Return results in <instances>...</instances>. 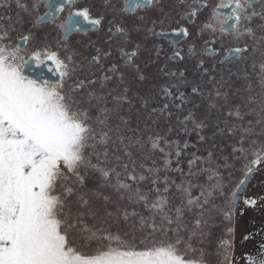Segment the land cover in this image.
<instances>
[{
	"label": "snow or ice",
	"instance_id": "obj_1",
	"mask_svg": "<svg viewBox=\"0 0 264 264\" xmlns=\"http://www.w3.org/2000/svg\"><path fill=\"white\" fill-rule=\"evenodd\" d=\"M74 3L75 0H31L29 7L27 0L24 3H21V0H0L2 9H10L15 5L29 17L35 14L34 19L29 21L31 27L28 30L23 29V16H17L15 24L11 23L12 18L8 14L0 17V264H207L202 256H188L190 251H194L190 243L191 237L189 241H185L179 232L183 227L181 221L185 210L203 209L214 192L223 194L218 171L204 170L209 172L208 180L215 181L208 187L194 185L190 181L176 185L177 191L182 194L181 203L172 206L167 193L175 182L170 181L167 176L161 178L159 173L181 169L171 168V152L160 147L162 138L149 136L151 149L163 152L165 157L162 169L145 168V171L151 174V183L154 186L152 190L156 193L155 198H150L147 192L138 187L149 177L137 172L134 160L133 166L129 168V165L122 163L121 157L116 155L115 160L122 172L117 171L116 166H105L110 163V147L132 159L131 149L136 145L142 146L140 139L126 135L129 131L138 130L130 128L128 119L122 115L126 106L128 111L135 106L134 97L130 95V83L125 81V73L119 72L116 64L105 68L101 64L99 49L97 50L98 54L93 56L89 63L105 69L104 74L96 77L95 73H92L91 79L78 77L73 81L71 88L75 95H86L89 108L96 109L93 114L80 107L83 100H77L75 95L70 96L65 91L66 84L78 70L72 66L71 55L62 58L57 51L45 45L43 48L33 46L30 54L25 57L28 45L35 39L32 29L37 26L52 24L61 33L62 43H66L73 33L87 34L90 28L94 30L101 25V18H93L86 8L72 11ZM159 4L160 0H124L123 10L126 14L135 15L138 10L144 11ZM257 4L260 6L259 10L256 8ZM66 6L69 9L66 18L57 23ZM205 6L204 3L189 5L191 10L188 15L195 17ZM41 7L44 9L43 13L40 12ZM221 9L228 11L222 12ZM254 18H259L262 22L260 27L264 29V0H220L203 28L210 29L215 34L218 25L221 34H229L237 41L245 36L255 38L251 26ZM137 19L143 21L145 17L140 16ZM16 25L21 28L19 36L12 35L17 31ZM85 25L89 27H84ZM139 30L138 22L134 23L132 28L116 26L114 29L115 34L123 37L125 44L131 42L132 32ZM147 32L160 37L168 35L163 29L157 32L154 24ZM172 34L186 38L189 32L186 28H180L173 29ZM260 40L264 43V36H261ZM206 43L210 45L215 43V40ZM139 51V45L131 51L121 48L120 56L124 59L125 67H133V60ZM247 51L246 44L234 47L227 52L225 60H239ZM204 52L209 56L217 54V50L210 46H206ZM110 55V52L104 53L105 58ZM176 58L183 59L179 48L174 49V54L169 59ZM33 64L37 68H46L55 79L28 75L26 70ZM203 64L201 60L199 67L202 73L207 75L209 70L204 69ZM136 71L139 73L136 79L144 80L145 77L138 66ZM160 71L166 72L170 77L177 76V73L166 68H161ZM179 77L187 84V81L183 80V73H180ZM260 78L264 82V63L260 64ZM110 81H115L119 85L118 89L110 87ZM173 88L176 89L175 95ZM179 88V84L173 83L170 87L165 86L162 89L161 99L169 103L162 105L159 115H171L170 106L180 109L182 105L190 102ZM191 93L201 95L200 86H193ZM216 95H221L219 90H216ZM259 103L264 119V100ZM148 105L149 98L142 97L139 107L147 109ZM156 114L157 109L152 108L150 115ZM227 115L243 120L239 109H230ZM189 120L197 130L202 131L206 126L203 120L196 119L191 112L185 117L184 123L187 124ZM113 121L117 123L113 124ZM250 125L251 122L249 127L240 129V146H233V152L241 153L245 159L249 153L253 157L245 165L244 178L231 193L230 203L233 206L242 194L249 176L259 164L264 163V143L250 141V146L244 147L245 138L253 134ZM184 131H188L187 127ZM235 131V126L227 129L228 134ZM112 133L116 134L115 137ZM200 139L203 140L204 136L201 135ZM164 143L168 145L166 140ZM187 146L185 142L183 147ZM180 154L181 146L176 144L175 155L178 158ZM101 156L104 157L103 161ZM93 157L96 163L93 162ZM199 159L194 157L189 161V177L195 175L192 168ZM86 177H98L99 187L111 188L117 194V200L126 201L128 207H122L120 203L112 201L108 195L101 192L89 193L84 190ZM159 183H163V190L156 187ZM193 187L200 188L199 196H192ZM58 188L61 189L60 192L57 191ZM73 195L79 204L86 208H89V200L86 198L88 196L102 199L105 205L115 203L116 211H108L105 208V216L117 221L131 220L133 231L138 227L141 231L150 230L149 235L161 236H166L171 231L177 234L176 239H160L158 243L149 244L146 238H142L136 243L134 240L121 239L119 235L113 236L110 229L103 232L99 228L89 229L79 214L72 216L70 212L65 211L67 198ZM245 204L254 206L255 200H245ZM136 205H142L149 215H141L136 211ZM91 214L95 217L94 212ZM227 215L226 213V217ZM202 223L201 219L195 220L192 236L196 235V230ZM173 225L176 227L173 228ZM73 229H78L82 235L89 233L96 237L100 234L98 250L85 251L75 245L70 238ZM181 243L186 244L183 253L179 248ZM222 247L226 253L224 258L228 260L227 243ZM258 255L261 257L259 260L254 256L247 257L248 264H264V252Z\"/></svg>",
	"mask_w": 264,
	"mask_h": 264
},
{
	"label": "flooded vegetation",
	"instance_id": "obj_2",
	"mask_svg": "<svg viewBox=\"0 0 264 264\" xmlns=\"http://www.w3.org/2000/svg\"><path fill=\"white\" fill-rule=\"evenodd\" d=\"M24 2L26 0H21V3ZM27 2L30 7L31 0H27ZM219 2L220 0H160L158 6L150 7L144 11L138 10L135 15H129L123 10L124 0H75L72 11L86 8L93 18H101V25L94 30L90 28L87 34L73 33L67 38L66 43H62L61 33L52 24L37 26L32 29L35 39L30 42L24 55L27 58L33 46L43 48L45 45L57 51L62 58L71 55L72 66L78 70L72 80L66 84L65 91L72 96L75 95L71 92L73 81L78 77L91 79L93 78L92 73H95L96 77L104 74L105 69L89 63L91 58L98 54L97 50L99 49L101 64L105 68L116 64L119 72L125 73V81L131 86L130 95L134 97L135 106L131 111H128L126 106L122 115L128 119L130 128L138 130L129 131L126 135L142 141V146L136 145L132 150L151 148L148 137H154L156 134H171L179 142L187 140L193 143L190 146L202 148L206 141L201 140L200 136L208 133L210 141L215 147L232 146L239 143L236 133L242 134L240 129L249 127V122H251L253 133L257 134L253 141L264 143V119L261 116L259 103L264 100V82L260 78V64L264 63V43L260 40V37L264 36V29L260 27L262 22L259 18H254L252 21L251 26L255 32V38L245 36L237 41L229 34H221L218 25L216 33L213 34L210 29H204L203 25L209 22V18ZM200 3H204L206 6L201 8L195 17L188 15L191 10L189 5ZM259 7L257 4V10ZM68 10L66 6L65 12L61 14L57 23L66 18ZM43 11L44 9L41 7L40 12L43 13ZM221 11L228 10L221 9ZM6 14L11 16L13 24H15L17 16H23L24 30L31 27L29 21L35 16V14L31 17L25 15L15 5H12L10 9L0 8V17ZM140 16H144L145 19L138 21L137 18ZM136 22L140 24V30L132 32L131 42L123 43V37L115 34V27L132 28ZM153 24L157 32L163 29L168 35L160 37L156 34H149L147 29L152 28ZM84 27L89 26L85 25ZM16 28L17 31L12 33L13 36L21 34L20 25H16ZM180 28L188 30L189 35L186 38L172 34L173 29ZM213 39L215 43L210 45L206 43ZM245 44L248 51L243 54L241 59L225 60L230 49L237 46L242 47ZM136 45H139L140 51L133 60V67H125L120 50L124 48L131 51ZM206 46L217 50V54L206 55L204 52ZM175 48L181 50L183 59H169L173 56ZM105 52H110L111 55L105 58ZM201 60L204 62L203 68L209 70L207 75H204L199 67ZM136 66L144 75V80L136 79L139 75ZM161 68L175 72L177 76L170 77L166 72L160 71ZM26 72L30 76L42 75L48 79H55L46 68H37L34 64L30 65ZM180 73H183V80H186L187 84L180 79ZM173 83L180 85L179 90L185 93L190 102L182 105L180 109L170 106L171 115L167 113L159 115L162 105L169 103V101L161 99L162 89L165 86L170 87ZM196 85L200 86L201 95L199 96L191 93V88ZM109 86L117 89L119 87L115 81H110ZM97 88H99V81H97ZM216 90L220 91V96L216 95ZM172 91L175 95L176 89L173 88ZM142 97L149 98L147 109L139 107ZM75 98L83 100L81 108L87 109L90 113H96L95 108H89L86 95H75ZM177 103L179 102L177 101ZM152 108L157 109L156 115H150ZM230 109H239L243 120H238L235 116L229 117L227 112ZM190 112L196 119L205 122L206 126L202 131L195 129L191 120L187 124L184 123L185 117ZM246 118L250 120L245 121ZM93 123L95 122L93 121ZM115 123L117 122L113 121V124ZM232 126L236 127V131L228 134L227 129ZM185 127L188 129L187 132L184 131ZM218 129L225 131L220 132ZM112 135L115 137L116 134L112 133ZM222 135H227L223 141L219 140ZM176 144L177 142L172 143L174 146ZM113 149L110 147L109 162L113 155ZM114 154L121 157V153L115 152V149ZM103 160L104 157L101 161ZM93 162L96 163L95 157H93ZM107 165L112 166L111 162ZM230 234L229 232L227 235L230 236ZM225 242L228 249V240L224 239L223 244Z\"/></svg>",
	"mask_w": 264,
	"mask_h": 264
},
{
	"label": "trees",
	"instance_id": "obj_3",
	"mask_svg": "<svg viewBox=\"0 0 264 264\" xmlns=\"http://www.w3.org/2000/svg\"><path fill=\"white\" fill-rule=\"evenodd\" d=\"M244 120L248 121L250 119L246 118ZM241 135L242 134L236 133L239 142L241 139ZM256 135L257 134L253 133L245 138V148H248L250 146V141H253ZM156 136L162 138L160 142V147L165 148L167 151L171 152V168L181 169V171L170 170L168 172L160 171L159 173V176L161 178L167 176L170 181L175 182L171 184L169 192L167 193L172 206L180 205L181 203L182 194L177 191L176 185L186 181H190L194 185H202L208 187L210 183H214L215 181L210 182L208 180L209 172L204 170L214 169L218 171L219 177L221 178L223 185V194H221L219 191L214 192L213 196L209 198V203L205 205L203 209L193 208L191 211L185 210L183 214V219L181 221L183 227L180 229L179 235L183 237L185 241H189V238L191 237L190 243L194 251H190L188 253V256H194L196 258H200L202 256L203 260L206 261L207 264L222 263L225 260L224 257L226 253L224 252L225 249L222 247L223 242H220V240L221 238L227 239L229 237V235L227 234L229 232L232 233V227L230 224L234 222L236 217V214L234 213V207L230 203L231 193L235 190L236 186L239 185L240 181L244 178L245 165L251 159H253L251 153H249L248 158L245 159V157L241 153L233 152V146L235 145L239 147V143L234 144L232 146H223L221 148L215 147L210 141L209 134L204 136V140L206 142L204 143L202 148L190 146L193 143L187 140H185L184 142H179V140H176L174 138L175 136L171 134L154 135V137ZM165 140L168 142L169 146L165 145ZM207 141H209V143H207ZM175 142H177V144L180 143L179 145L181 146V154L178 158L175 155V146L172 145V143ZM185 142L188 145L186 148L183 147ZM131 152H133V156H135L136 154L138 159V162L135 163L137 172L149 177L147 180L140 183L138 187L142 191L147 192L150 198H155L156 193L152 190L154 187L151 183L152 177L150 173L145 171V168L162 169L165 158L164 153L160 152L159 150L153 151L151 148H139L138 150H131ZM194 157H199L200 159L196 161V164L192 168V172L195 175L189 177V161L192 160ZM141 165H143L144 167H141ZM132 166L133 164L129 165V168H131ZM121 179H123V176L121 177ZM96 184L97 183H94V185ZM156 187H159L161 190H163L164 185L163 183H159L158 185H156ZM92 192H101L105 195H108L112 201L120 203L122 207H128L126 201L117 200V194L109 187L107 190L103 188V190L100 191H98L97 189L89 191V193ZM191 193L193 197L199 196L200 188L193 187ZM92 197H86L89 200V208H86L83 205L77 208L80 210L77 212V215L79 214L80 219L83 220L84 224L87 225L86 218L90 215L92 218L91 223L94 229L97 228V224L105 222L106 229L112 230V225H114L115 230L119 232L120 236L126 235V239H133L135 242L139 243L142 238H148L150 230L141 231L138 227L137 231L139 230V235H136L135 233L132 236L129 230L123 232V224L128 225L129 223L130 227L127 228H131V230L133 229L131 220L129 222H125L123 219H120L119 221L114 219L113 224H111L112 218H105L104 221H102V214L104 215L105 208H107L108 211L115 212L116 204L109 203L105 205V202L102 199L94 197L93 201ZM94 202H98L99 204H101V207L95 208ZM75 204H78V202H76ZM135 208L136 211L141 213V215H149V213L144 210L142 205H136ZM92 212L95 213V217H93V215L91 214ZM226 213L228 214L227 217ZM172 214L173 216L175 215L174 211ZM196 219H201L203 223L201 224L200 228L196 230V235L192 236V230L194 228ZM172 227L175 228L176 225H173ZM176 235L177 234L175 232L170 231L164 237L167 240H169L171 237L175 241ZM179 248L181 249L180 251H182L183 253L186 249V244L181 243ZM227 255L229 256L228 253Z\"/></svg>",
	"mask_w": 264,
	"mask_h": 264
},
{
	"label": "rangeland",
	"instance_id": "obj_4",
	"mask_svg": "<svg viewBox=\"0 0 264 264\" xmlns=\"http://www.w3.org/2000/svg\"><path fill=\"white\" fill-rule=\"evenodd\" d=\"M207 134L205 133L204 136ZM226 137L227 135H222L219 140L223 141L226 139ZM207 143H209V141H207ZM112 151H113V155L110 161L111 165L116 166L117 170L122 172V168L117 165V162L115 160L114 149ZM119 153H121L122 163H127L128 165H132L133 160L135 161V163L138 162L137 156L136 154L135 156H133V152H132V159H129L127 156H125L123 152H119ZM102 158L103 156H101V159ZM105 166H109V165L106 164ZM94 183L97 184L94 185ZM99 183L100 181L98 177H93V178L86 177L84 190L88 192L90 190L93 191L95 189H97L98 191L103 190V188L98 187ZM104 188L106 190L108 189V187H104ZM57 191L60 192L61 189L58 188ZM247 192L250 198L252 200H255V205L254 206L246 205L243 212L238 211L234 222L230 224L232 227V233L227 238L228 240L227 252L229 254L228 256L229 259L224 260L220 264H248L247 257L254 256L259 260L261 257L258 254L264 252V163H262L259 166V169L256 171L252 181L248 186L246 193ZM94 197H92L93 201H94ZM76 202L78 201L75 195L68 197L66 201L67 208L65 209V211L70 212L72 216H77V212L80 211L77 208L80 207L81 205L79 204V202L78 204H75ZM99 207H101V204H99L98 202L95 203V208H99ZM102 218H103L102 221H104L105 218L107 219V217L105 216V211H104V215L102 214ZM91 220L92 218L89 215L86 218L87 226L89 229H94ZM113 223H114V219L112 218L111 224ZM127 227H130L129 223L128 225L123 224L122 226L123 232L129 230L132 236L135 233L136 235L140 234L139 230L137 231L136 229L135 231H133V229L131 230V228L128 229ZM97 228L101 229L102 232L103 230H107L105 222H101L100 224H97ZM111 233L113 236L116 235L120 236L119 232L115 230L114 225H112ZM99 236L100 234H97L96 237H93L89 233H84L82 235L78 229H73L70 233V238L72 239V242L75 245H77L78 247H82L83 250L85 251H93V252L97 251L98 248L100 247ZM125 236L126 235L120 237L121 239L127 241H133V239L131 240L126 239ZM146 239H147L146 242L151 244L153 242L158 243L160 239H165V237L161 236L160 234H157L155 236L149 235L148 238ZM224 239L225 238H221L220 242H223ZM169 240L174 241V239L171 237Z\"/></svg>",
	"mask_w": 264,
	"mask_h": 264
},
{
	"label": "water",
	"instance_id": "obj_5",
	"mask_svg": "<svg viewBox=\"0 0 264 264\" xmlns=\"http://www.w3.org/2000/svg\"><path fill=\"white\" fill-rule=\"evenodd\" d=\"M259 166H260V164L256 167V170H255V171L249 176L248 181H247V183H246V185L244 186V189H243V191H242V194H241V195L239 196V198L237 199L235 206H233V207H234V213H235V214L238 213L239 206H240V204H241V202H242V199H243L244 195L246 194V191H247V189H248V186H249L250 182L252 181V179H253V177H254L256 171L259 169Z\"/></svg>",
	"mask_w": 264,
	"mask_h": 264
},
{
	"label": "built area",
	"instance_id": "obj_6",
	"mask_svg": "<svg viewBox=\"0 0 264 264\" xmlns=\"http://www.w3.org/2000/svg\"><path fill=\"white\" fill-rule=\"evenodd\" d=\"M248 199H251L248 192L244 195L243 199H242V202L239 206V212H243L245 207H246V204H245V200H248Z\"/></svg>",
	"mask_w": 264,
	"mask_h": 264
}]
</instances>
